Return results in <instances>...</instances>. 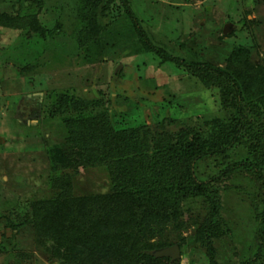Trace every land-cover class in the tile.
<instances>
[{
	"label": "trees",
	"instance_id": "trees-1",
	"mask_svg": "<svg viewBox=\"0 0 264 264\" xmlns=\"http://www.w3.org/2000/svg\"><path fill=\"white\" fill-rule=\"evenodd\" d=\"M26 1L31 14L20 2L13 15H1L2 25L18 31L28 27L26 35L34 32L37 42L59 34V23L49 27L38 21L32 9L39 0ZM71 36L86 64H95L128 45L130 54H152L159 65H174L204 89L217 92L224 115L211 116L194 126L179 123L177 130H171L175 121L167 119L119 128L108 112L92 114L102 106L99 100L50 93L49 104L42 110V94L33 96L40 112L47 109L48 117L61 118L67 137L47 149L50 186L56 194L22 209L8 230L15 235L26 226L34 242L57 264H177L186 258L192 244L203 249L210 264H219L217 243L229 238L232 248L236 247L222 214L227 193L223 185L239 178L259 192L249 197L254 208V199L260 198L261 209L254 219L255 235L260 237L256 253L261 254L264 61H253L250 48L241 45L232 46L221 63L208 61L184 43L179 47L183 54L188 52V58L169 53L152 42L129 0H77ZM205 163L213 165L207 176L199 172ZM98 168L106 173L107 191L75 195L73 177L80 170ZM194 204L203 214L188 222L184 216ZM190 227L192 232L184 236L183 230ZM2 237L8 238L4 233ZM174 245L179 247L180 259L150 254ZM256 253L237 264H255L260 259Z\"/></svg>",
	"mask_w": 264,
	"mask_h": 264
},
{
	"label": "rangeland",
	"instance_id": "rangeland-1",
	"mask_svg": "<svg viewBox=\"0 0 264 264\" xmlns=\"http://www.w3.org/2000/svg\"><path fill=\"white\" fill-rule=\"evenodd\" d=\"M20 2L31 14L26 0H0V21L3 13L13 15ZM129 2L152 42L169 53L188 58V52L183 54L179 47L184 43L208 61L221 63L232 46L241 45L250 48L253 61H264V0ZM76 8L77 0H39L32 9L38 21L44 26H61L59 34L44 42H37L34 32L27 36L28 27L10 30L0 22V247L4 246L0 264H57L34 242L26 226L15 235L8 230L22 209L56 194L50 186L47 149L67 137L61 118L48 117L47 109L38 111L39 102L33 96L42 94V110L49 104L50 93L99 100L102 106L92 114L108 112L119 128L167 119L175 121L171 130H177L179 123L194 126L211 116L224 115L217 92L204 89L170 63L159 65L152 54L128 53V45L95 64H86L71 36ZM28 96L32 98L26 100ZM28 105L34 108L30 117ZM212 167L205 163L199 172L210 175ZM107 184L106 173L99 168L80 170L72 180L77 196L105 193ZM223 186L227 193L222 214L236 247L232 248L229 238L217 243L219 264H237L258 252L260 237L255 235L254 217L261 204L260 198L254 199V208L249 195L259 192L239 178L225 181ZM202 214V208L194 204L184 219L191 222ZM191 232L190 227L182 233L188 236ZM189 246L186 258H179L177 264H210L203 249ZM259 255L255 264H264V251Z\"/></svg>",
	"mask_w": 264,
	"mask_h": 264
},
{
	"label": "water",
	"instance_id": "water-1",
	"mask_svg": "<svg viewBox=\"0 0 264 264\" xmlns=\"http://www.w3.org/2000/svg\"><path fill=\"white\" fill-rule=\"evenodd\" d=\"M150 254L155 258H170L171 260H176L180 257V250L177 245H174L171 247L154 250Z\"/></svg>",
	"mask_w": 264,
	"mask_h": 264
},
{
	"label": "flooded vegetation",
	"instance_id": "flooded-vegetation-1",
	"mask_svg": "<svg viewBox=\"0 0 264 264\" xmlns=\"http://www.w3.org/2000/svg\"><path fill=\"white\" fill-rule=\"evenodd\" d=\"M28 99L31 98V97H27ZM29 104V103H28ZM39 105V104H38ZM40 106V105H39ZM28 107V114H29V117L34 113V108L32 106H27ZM39 111V110H38Z\"/></svg>",
	"mask_w": 264,
	"mask_h": 264
}]
</instances>
